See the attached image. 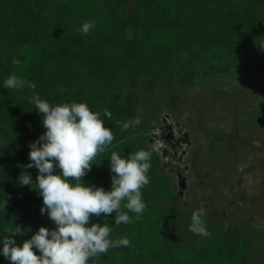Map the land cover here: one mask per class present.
<instances>
[{
  "label": "trees",
  "instance_id": "16d2710c",
  "mask_svg": "<svg viewBox=\"0 0 264 264\" xmlns=\"http://www.w3.org/2000/svg\"><path fill=\"white\" fill-rule=\"evenodd\" d=\"M84 22H94L86 35L80 32ZM263 44L264 0H0V187L12 185L31 195L39 212L43 207L38 170L26 168L29 143L46 131L43 114L30 102L33 94L52 106L85 102L100 114L114 140L82 179L110 191L111 153L127 158L146 143L135 126L122 130L124 121L136 118L143 82L171 88L176 82L242 74ZM11 75L34 83V92L5 89ZM259 108L264 111V105ZM150 164L139 219L128 212L132 222L116 225L112 213L92 217L89 224H107L109 239L126 237L130 245L110 247L88 264H264V248L247 227L210 229L208 236L190 233L191 214L177 208L179 200L154 153ZM26 171L30 187L18 182ZM54 174H61L58 167ZM6 225L0 217V249L9 235ZM55 227L53 221L47 225ZM24 237L14 238L22 244ZM0 264L9 261L0 255Z\"/></svg>",
  "mask_w": 264,
  "mask_h": 264
},
{
  "label": "rangeland",
  "instance_id": "374dc122",
  "mask_svg": "<svg viewBox=\"0 0 264 264\" xmlns=\"http://www.w3.org/2000/svg\"><path fill=\"white\" fill-rule=\"evenodd\" d=\"M23 57H20L22 59ZM264 44L242 74L214 75L170 88L143 82L137 89L136 135L158 156L179 200L192 213L203 206L206 230L244 226L264 248ZM159 151H153V145ZM39 213V214H37ZM0 217L8 234L30 239L51 220L28 193L0 187ZM191 222L187 223L189 230ZM30 229V230H29ZM16 237V236H15ZM27 238V239H26Z\"/></svg>",
  "mask_w": 264,
  "mask_h": 264
},
{
  "label": "clouds",
  "instance_id": "9594fccd",
  "mask_svg": "<svg viewBox=\"0 0 264 264\" xmlns=\"http://www.w3.org/2000/svg\"><path fill=\"white\" fill-rule=\"evenodd\" d=\"M93 26L94 22H84L80 32L86 35ZM3 87L28 88L34 92L36 85L11 75L4 80ZM30 102L43 114L42 124L46 131L29 143L30 163L26 168L38 170L36 191L43 200L40 212L42 215L47 213L56 227L41 226L22 244H17L14 238L17 233L12 231L4 238L0 255L9 264H88L90 258L107 253L110 247H128L130 241L126 237L109 239L111 229L107 224H89L92 217H101L102 214L110 216L115 213L116 225L132 222L128 212L135 213L136 219L140 218L146 208L141 189L149 184L152 153L142 149L122 158L113 151L109 165L113 174L111 190L86 185L82 178L91 171L92 161L112 144V131L105 127L100 114L93 112L85 102L52 106L38 94H33ZM104 116L109 120L112 118L107 109ZM140 122L139 117L126 120L122 123V130ZM117 124L121 122L117 121ZM152 150L159 151V145L154 144ZM56 167L61 174H54ZM18 182L29 187L33 183L31 175L23 172ZM122 201H126L123 207L127 212L121 209ZM205 216L207 210L203 206L194 211L189 230L202 236L210 235L202 219Z\"/></svg>",
  "mask_w": 264,
  "mask_h": 264
}]
</instances>
